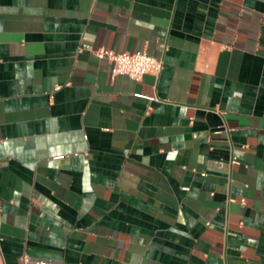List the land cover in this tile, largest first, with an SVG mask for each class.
Listing matches in <instances>:
<instances>
[{
	"label": "crops",
	"instance_id": "crops-1",
	"mask_svg": "<svg viewBox=\"0 0 264 264\" xmlns=\"http://www.w3.org/2000/svg\"><path fill=\"white\" fill-rule=\"evenodd\" d=\"M0 238L6 264H264V0H0Z\"/></svg>",
	"mask_w": 264,
	"mask_h": 264
},
{
	"label": "built area",
	"instance_id": "built-area-1",
	"mask_svg": "<svg viewBox=\"0 0 264 264\" xmlns=\"http://www.w3.org/2000/svg\"><path fill=\"white\" fill-rule=\"evenodd\" d=\"M163 50L167 48V44H161ZM95 55L101 59L106 60L111 65L113 76L127 75L135 80H141L146 74L152 73L159 75L162 71L163 61L149 54L145 50H138L135 52L116 51L113 49L101 47L94 51ZM233 162H238L236 157H233ZM184 189H188L185 187ZM25 264L28 263V258H24ZM0 264H6L3 252L1 249L0 238Z\"/></svg>",
	"mask_w": 264,
	"mask_h": 264
}]
</instances>
